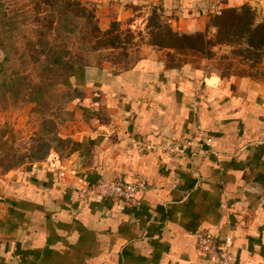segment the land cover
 I'll return each instance as SVG.
<instances>
[{
  "label": "crops",
  "instance_id": "0c3cea01",
  "mask_svg": "<svg viewBox=\"0 0 264 264\" xmlns=\"http://www.w3.org/2000/svg\"><path fill=\"white\" fill-rule=\"evenodd\" d=\"M108 1L197 30L215 11L246 4L264 22V0ZM71 83L93 87L110 121L79 139L62 162L28 165L0 181V264H211L196 236L212 230L224 240L227 224L234 228L232 264H264L263 83L167 69L152 57L119 74L83 70ZM198 124L212 152L161 151ZM116 176L146 178L140 209L80 197L87 183Z\"/></svg>",
  "mask_w": 264,
  "mask_h": 264
},
{
  "label": "rangeland",
  "instance_id": "374dc122",
  "mask_svg": "<svg viewBox=\"0 0 264 264\" xmlns=\"http://www.w3.org/2000/svg\"><path fill=\"white\" fill-rule=\"evenodd\" d=\"M165 26L181 36L217 37L212 16L197 30L108 0H0V181L28 165L62 162L79 139L109 123L93 87L72 85L78 68L113 75L152 57L167 69L191 67L264 84V49L253 57L239 55L240 45L198 52L190 49L193 42L173 41ZM171 42L180 49L166 48Z\"/></svg>",
  "mask_w": 264,
  "mask_h": 264
},
{
  "label": "built area",
  "instance_id": "2783aa9c",
  "mask_svg": "<svg viewBox=\"0 0 264 264\" xmlns=\"http://www.w3.org/2000/svg\"><path fill=\"white\" fill-rule=\"evenodd\" d=\"M215 16L221 15V11H215ZM207 147L213 151V142L202 126L198 124L196 132L189 138L182 139L178 144L167 143L161 145V151L172 157L184 155L191 147ZM150 150L157 148L151 146ZM148 191V183L145 177H138L133 182H127L122 176L112 177L107 180H98L87 183L80 191V197L85 200L96 199L100 201H111L118 203V209H140L143 201L140 195ZM225 239H218L212 230H204L196 236V247L198 251L207 256L211 264H232L231 246L233 243L234 228L227 224L224 229Z\"/></svg>",
  "mask_w": 264,
  "mask_h": 264
},
{
  "label": "trees",
  "instance_id": "16d2710c",
  "mask_svg": "<svg viewBox=\"0 0 264 264\" xmlns=\"http://www.w3.org/2000/svg\"><path fill=\"white\" fill-rule=\"evenodd\" d=\"M46 3H53L56 0H44ZM56 4V3H55ZM84 9V8H83ZM84 10H87L86 8ZM158 12L154 11V15L158 17ZM163 17V15L159 14ZM212 16V25L217 29V37L215 40H208L206 35L198 34L192 36H181L174 32L171 27L165 26L168 30L169 37L179 44L193 42L190 49L198 52L212 51L217 46H238L237 50L241 56L253 57L256 51H263L264 49V22L257 23V11L249 4L238 8H229L221 12V15ZM51 27V26H49ZM44 31L38 30L37 33L41 34ZM179 44L173 42L167 44L166 48L180 49ZM244 44V48H240ZM182 49V48H181ZM258 57L261 56L258 55ZM84 69H89L83 67ZM83 68H78L69 79L78 75L79 71ZM92 69V68H90ZM244 79H249L243 77ZM68 79V80H69ZM67 80V81H68ZM69 86V85H68Z\"/></svg>",
  "mask_w": 264,
  "mask_h": 264
},
{
  "label": "water",
  "instance_id": "95a60500",
  "mask_svg": "<svg viewBox=\"0 0 264 264\" xmlns=\"http://www.w3.org/2000/svg\"><path fill=\"white\" fill-rule=\"evenodd\" d=\"M259 8V11H260V7H258Z\"/></svg>",
  "mask_w": 264,
  "mask_h": 264
}]
</instances>
